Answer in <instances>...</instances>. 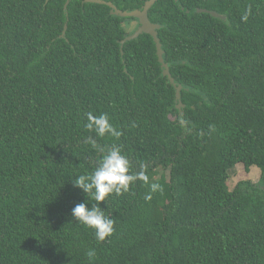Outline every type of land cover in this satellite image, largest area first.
I'll return each instance as SVG.
<instances>
[{"label": "trees", "instance_id": "trees-1", "mask_svg": "<svg viewBox=\"0 0 264 264\" xmlns=\"http://www.w3.org/2000/svg\"><path fill=\"white\" fill-rule=\"evenodd\" d=\"M67 1L0 0V264H264V189L228 186L239 164L264 179V0L152 7L181 110L150 35L121 52L138 20L84 0L67 16ZM89 112L121 136L89 132ZM90 136L149 178L101 203L115 228L104 242L71 216L86 200L73 180L101 156Z\"/></svg>", "mask_w": 264, "mask_h": 264}, {"label": "clouds", "instance_id": "clouds-1", "mask_svg": "<svg viewBox=\"0 0 264 264\" xmlns=\"http://www.w3.org/2000/svg\"><path fill=\"white\" fill-rule=\"evenodd\" d=\"M249 14L250 10L241 17L242 20L247 21ZM86 116L85 128L89 132H94L98 137L110 136L118 139L121 136V132L111 123L107 113L96 115L89 112ZM87 143L91 144L101 156L94 171L86 175H79L73 180L74 186L85 194L86 200L73 207L71 216L72 220L93 229L98 242H104L114 233L115 228L114 220L105 214L106 209L101 206V203L107 202V198L112 194L121 195L128 192L130 186L137 180L148 183L149 178L143 170L132 173L131 163L127 156L122 154L121 147L114 144L106 149L91 136L88 137ZM158 190H160V185L152 183L150 193L146 195L145 199L151 200V193ZM90 201H94V203H90ZM86 254L89 259L95 257L94 250H90Z\"/></svg>", "mask_w": 264, "mask_h": 264}, {"label": "water", "instance_id": "water-1", "mask_svg": "<svg viewBox=\"0 0 264 264\" xmlns=\"http://www.w3.org/2000/svg\"><path fill=\"white\" fill-rule=\"evenodd\" d=\"M72 0H68L66 2L65 5V12L66 15L68 16V7L70 5V2ZM159 0H150L148 1L145 6L143 7L142 10H135L133 12H124L121 11L118 7H116L112 2H106L104 0H84L83 4H98V5H105L107 7H109L111 9V14L120 18H134L136 20L139 21V28L137 29V31H135L134 33H132L131 35L127 36L122 42H121V52L123 53V46L127 43V42H131L134 41L136 39H138L140 36L142 35H150L155 44H156V49H157V56L159 59L160 64L162 65V68L164 70V76L168 77L169 81L171 82V84L176 87V101L178 103L177 109L181 110L183 108L182 105V98H181V92H182V87L181 86H177V84L175 83L174 78L172 77L171 73H170V67L167 63H165L164 60V51H163V46L161 44L160 38H159V33L158 30L161 28V26L155 25L150 21L149 18V12L152 9V7L158 2ZM178 1V0H176ZM201 13H210L211 16L217 18L220 17V15L216 12H209L207 10H198ZM67 30H68V24L65 25L64 28V32L61 36L62 39L66 38V34H67Z\"/></svg>", "mask_w": 264, "mask_h": 264}, {"label": "rangeland", "instance_id": "rangeland-1", "mask_svg": "<svg viewBox=\"0 0 264 264\" xmlns=\"http://www.w3.org/2000/svg\"><path fill=\"white\" fill-rule=\"evenodd\" d=\"M127 29L132 28L135 24H126ZM131 26V27H130ZM137 26V24H136ZM139 26L137 27V29ZM137 31V30H136ZM262 177V170L253 167L249 172L246 171L245 166L242 164L237 165L230 173H229V181L228 186L230 190H234L238 183L242 181H251L254 185L258 186L260 184V179ZM261 187V185L259 186ZM263 188V187H262ZM264 189V188H263Z\"/></svg>", "mask_w": 264, "mask_h": 264}, {"label": "flooded vegetation", "instance_id": "flooded-vegetation-1", "mask_svg": "<svg viewBox=\"0 0 264 264\" xmlns=\"http://www.w3.org/2000/svg\"><path fill=\"white\" fill-rule=\"evenodd\" d=\"M221 18H223L224 20H225V16H220ZM260 184L258 185V186H260L261 185V187H263L264 188V179H263V173H262V177H261V179H260Z\"/></svg>", "mask_w": 264, "mask_h": 264}]
</instances>
